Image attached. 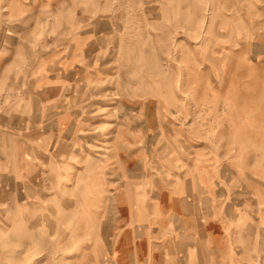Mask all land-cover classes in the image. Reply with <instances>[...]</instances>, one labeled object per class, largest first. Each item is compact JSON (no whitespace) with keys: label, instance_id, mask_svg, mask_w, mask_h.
I'll return each mask as SVG.
<instances>
[{"label":"rangeland","instance_id":"obj_1","mask_svg":"<svg viewBox=\"0 0 264 264\" xmlns=\"http://www.w3.org/2000/svg\"><path fill=\"white\" fill-rule=\"evenodd\" d=\"M187 210L264 264V0H0V264H163Z\"/></svg>","mask_w":264,"mask_h":264},{"label":"crops","instance_id":"obj_2","mask_svg":"<svg viewBox=\"0 0 264 264\" xmlns=\"http://www.w3.org/2000/svg\"><path fill=\"white\" fill-rule=\"evenodd\" d=\"M185 213V212H184ZM190 214L188 210L185 215ZM185 219V223H180L179 229L176 231V234L173 235L174 240L171 241L172 250L162 251V257L166 260H163V264H194L193 256L197 253L198 255L202 252L198 249H195V231L193 226V220L190 215L185 216L182 220ZM181 220V221H182ZM214 248L213 244L208 248ZM197 250V251H196ZM162 264V263H161Z\"/></svg>","mask_w":264,"mask_h":264}]
</instances>
